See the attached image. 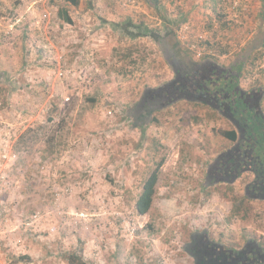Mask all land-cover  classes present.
<instances>
[{
	"label": "rangeland",
	"instance_id": "obj_1",
	"mask_svg": "<svg viewBox=\"0 0 264 264\" xmlns=\"http://www.w3.org/2000/svg\"><path fill=\"white\" fill-rule=\"evenodd\" d=\"M172 1L145 0L169 7L159 17L147 10L143 24L187 52L183 39L197 43L201 59L228 67L250 39H264V0ZM68 4L0 1V264H68L69 255L75 264H192L182 247L201 231L231 248L264 242V202L245 199L252 174L205 181L233 147L222 135L231 122L178 101L135 127L126 109L172 69L149 36L97 30L96 16L69 24L59 15ZM113 12L105 18L122 25ZM181 14L180 31L166 23ZM258 50L241 90L264 91V40ZM155 170L152 206L139 216L135 201Z\"/></svg>",
	"mask_w": 264,
	"mask_h": 264
},
{
	"label": "trees",
	"instance_id": "obj_2",
	"mask_svg": "<svg viewBox=\"0 0 264 264\" xmlns=\"http://www.w3.org/2000/svg\"><path fill=\"white\" fill-rule=\"evenodd\" d=\"M66 1L72 3V5L76 3V0ZM67 22L70 23V20L67 19ZM142 35L149 36L154 40L157 39L156 43L162 53L164 62L169 65L173 74L176 73L179 77V82H177L178 85L183 83L181 78L185 77L183 72L187 71L186 66L189 64L199 66L200 68L204 65V68L209 70L208 74L205 75L206 78L199 79V77H196L195 80L190 81V86L197 91L196 96L200 93L205 94L207 103L204 101L205 99L203 97L202 99L198 97L190 101L179 99V102L185 101L192 104L203 105L220 113L226 120L232 123L235 128L230 131L222 132V135L231 143L239 142L240 146L238 147L235 157H229L231 155H229V152H231L229 150L223 155L220 154L215 161H225V170L232 176L231 178L226 177L224 182L229 183L240 177L243 173H251L254 179L247 186L245 199L264 201V115L256 99L257 95L258 98L261 99L260 95L263 90L261 88H253L251 91H243L238 84L239 79L246 75L244 69L245 65L249 63L254 65L257 60L262 58L263 52L259 50L255 51L260 45L257 46L255 43L247 45L242 55L237 57L232 67L227 68L223 65L216 64V61L210 58H203L201 61L204 63L191 64V62L194 61L192 56H190L189 52L181 48L175 35L158 37L159 35H154L148 30L143 31ZM184 79L187 80V77ZM194 81H196L198 85L194 84ZM203 101L205 103H203ZM177 102L178 100L171 103L172 106ZM159 110L155 109V111H153V113H155L151 122H149L150 119L139 118L135 120V117L131 115H129L128 118L132 120L135 127L148 126L156 122L157 119L154 116ZM157 166H161V163H158ZM157 172V170L153 171L144 181L142 190L135 201L134 209L139 216L147 214L152 206L155 184L158 176ZM238 213V210H236L234 215ZM256 244L262 248L264 253V242ZM224 247L226 246L224 245ZM67 260L68 264H75L78 258L74 255H69ZM250 263L264 264V257L262 255L255 256Z\"/></svg>",
	"mask_w": 264,
	"mask_h": 264
},
{
	"label": "flooded vegetation",
	"instance_id": "obj_3",
	"mask_svg": "<svg viewBox=\"0 0 264 264\" xmlns=\"http://www.w3.org/2000/svg\"><path fill=\"white\" fill-rule=\"evenodd\" d=\"M198 60H194V61L192 60L193 62H191V64L204 63L203 61H201L203 59H198ZM215 63L219 65V63L217 62ZM186 69L187 71L183 72V75L187 77V80L184 79L185 77L181 78L183 82L181 85L177 84V82H179L178 81L179 77L178 75H176V73H174L171 79L163 82L160 86L153 89L144 90L140 94L139 98L134 103V105L130 109H126L125 112L126 116L128 117L129 115H131L132 117H135V120H138L139 118L147 119V120L150 119L149 122H151L153 115L155 113V112L153 113V111H155V109L157 110L161 109L157 113L168 110L169 108L173 107L171 103L177 100L179 101V99L190 101L198 97L202 99L203 97L205 99L204 101L207 103L206 101L207 98L205 94L200 93L198 96H196L197 91L190 86V81L195 80L196 77H199V79L206 78L205 75L208 74L209 70L207 68H204V65H202L200 68L199 66L190 65V64L186 66ZM194 84H197V82L194 81ZM263 93L264 92L262 91L260 95L261 99ZM256 97H257L256 98L257 102H260L261 99L258 98V95ZM204 101L203 103H205ZM180 102H185V101H180ZM210 106L213 107L212 105ZM239 146H240L239 142H235L233 143V147L231 149H228V151L229 150L231 151L229 152V155L231 154L229 156L230 158L235 157V154ZM224 162L225 161L223 162L214 161V163L209 164L208 167L206 168L205 181L207 183L208 180L210 179L212 180L210 183H208L209 186L214 183L216 184L217 182H224V179H226V177L227 178L232 177L231 174L227 172V170H225L226 168ZM246 192H247V188H246ZM257 201H262V200H257ZM256 243L258 242L247 241L245 245L241 248L224 247L223 244L210 240L206 231H201V232H192L189 235V240L183 245L182 248L185 254H187V256L191 259L192 264H251L250 262L252 259H254L255 256L262 255L264 257L262 248H260Z\"/></svg>",
	"mask_w": 264,
	"mask_h": 264
},
{
	"label": "crops",
	"instance_id": "obj_4",
	"mask_svg": "<svg viewBox=\"0 0 264 264\" xmlns=\"http://www.w3.org/2000/svg\"><path fill=\"white\" fill-rule=\"evenodd\" d=\"M0 1H9V0H0ZM21 1H24V0H21ZM171 2H173V1L171 0ZM117 4L112 3V2L110 3V0H76V3L75 4L73 3V5H72V3L69 2L68 5H70V7H71L70 10L66 9V10L60 11L59 15H63L66 18L65 21H67V19H69L70 20L69 24H73L76 22L79 23L80 22L79 19L80 18L82 19V17L84 18L83 20L88 21L89 17L96 16L100 20L99 24L95 25V28L97 30L99 29V30L105 32L106 30L109 29V27H112V29H114V31L118 32L119 34L123 33L128 38L136 40V39H139L140 37H143L142 33H139L141 28L143 30H149L148 24H143L144 21H147L144 19V18H146V14L148 13L147 10L150 12V16L155 11V15H157L159 17L160 15H162V14H159V12L162 9L158 10V8L165 7L167 9L169 7L168 6L169 4L164 5V3H162L161 6L160 5L153 6V5L148 4V3L145 4V0H136V4L133 5L132 7L127 8V9H124V8H122V6H119V3H117ZM8 6H9V3H8ZM112 12L115 13V15L114 14L113 15H114V17L118 18V20L124 21V23L122 25H120V23L118 24V21H116L115 19L105 18V17L111 16ZM119 17H122V18H119ZM162 18H164V17H162ZM171 18H175V19L171 20ZM142 20H144V21H142ZM185 21H186V16L184 14L183 15L181 14V15H176V16L174 15L173 17L167 16L166 23L170 24L172 27L173 26L176 27L180 31V28L178 25H180L181 23H183ZM174 24H176V25H174ZM108 25H110V26L108 27ZM143 25H145V26H143ZM8 26H10V25L7 24V27ZM103 27L106 30L102 29ZM128 34H130V35H128ZM144 37H146V36H144ZM251 38H253V36ZM156 40L157 39H155L154 41L156 42ZM263 40H264L263 36L259 42L254 41V39H252V40L250 39L248 41L247 45H251V43H255V45L261 46L263 44ZM232 65L228 66V68L232 67ZM243 91H246V90H243ZM249 91H251V89ZM263 102H264V93H263L262 99L259 102L260 107L263 105ZM169 110H171V108L155 114L156 119L158 121L161 120V117H159V116L161 114H166L167 112H169ZM233 129H234V127H233ZM228 142H230V141H228Z\"/></svg>",
	"mask_w": 264,
	"mask_h": 264
},
{
	"label": "built area",
	"instance_id": "obj_5",
	"mask_svg": "<svg viewBox=\"0 0 264 264\" xmlns=\"http://www.w3.org/2000/svg\"><path fill=\"white\" fill-rule=\"evenodd\" d=\"M126 1L131 2V0H126ZM183 40L186 44V48L188 52L192 54L193 56H196L198 59H201L202 52H201V49L199 48V45L195 42L190 43L186 39H183Z\"/></svg>",
	"mask_w": 264,
	"mask_h": 264
}]
</instances>
